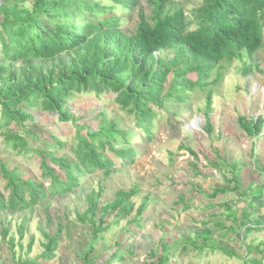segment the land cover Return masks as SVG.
Instances as JSON below:
<instances>
[{
  "label": "trees",
  "instance_id": "obj_1",
  "mask_svg": "<svg viewBox=\"0 0 264 264\" xmlns=\"http://www.w3.org/2000/svg\"><path fill=\"white\" fill-rule=\"evenodd\" d=\"M2 0L0 5V128L5 141L20 152L26 142L22 136L8 130L15 125L23 127L33 118L24 107H38L41 112L56 116L61 124L74 121L65 106L76 94H113L115 103L135 120V127L146 140L152 139V127L167 101L183 104L187 93L203 90L215 84L219 77L208 83V73L222 60L240 58L242 52L253 55L261 47L264 36V0H201L191 13V20L184 12H168L170 0H146L151 8L149 19L138 14L136 30L127 35L120 27L116 9H133L138 0ZM196 27L191 30V25ZM156 54L158 56H156ZM35 62H50L42 69ZM195 75V81L188 76ZM168 80L169 83H168ZM169 88L164 93V86ZM210 93L205 100L204 131L211 135L212 127L207 117L211 114ZM238 127L250 139H257L263 131L264 119L238 117ZM24 129V128H23ZM77 129L73 160L56 158L46 152L36 151L40 158L39 169L43 182L23 178L16 169L8 170L0 162V175L5 182L0 192V212L21 213L49 196L66 195L75 190L85 175L101 172L108 178L115 171L113 159L128 167L135 161L134 147H118L129 143L124 131L114 124L102 122L95 131L86 135ZM179 150L186 149L183 145ZM51 165L62 173H56ZM213 166L218 167L213 163ZM229 189L216 188L209 198H216ZM261 190H254L240 217L250 224L248 209L258 203ZM102 189L92 190L85 197L87 208L77 216L89 229L90 241L82 256L83 264H90L87 256L109 229L105 218L111 213L124 219L133 211L131 198L134 190H118L113 201L99 206ZM242 195V194H240ZM144 206L135 210L132 224L138 226ZM227 219L237 226L236 212L224 205ZM218 224V223H216ZM130 225V224H126ZM219 225V224H218ZM244 228L242 239L250 232L259 231L249 225ZM19 236L23 227L19 226ZM232 231V229H230ZM8 228L1 226L0 245L13 247L14 239L7 240ZM234 234V233H233ZM195 239H185L186 246L195 252H219L229 258L237 255L221 244H214L211 231L195 232ZM41 258L53 257L58 247L60 227L53 236L44 235ZM31 243L29 244L30 247ZM251 246L246 247L249 255ZM167 243H160L159 253L150 252L152 264H167ZM113 258L119 254H113ZM20 264V263H17ZM105 264H108L105 263Z\"/></svg>",
  "mask_w": 264,
  "mask_h": 264
},
{
  "label": "rangeland",
  "instance_id": "obj_2",
  "mask_svg": "<svg viewBox=\"0 0 264 264\" xmlns=\"http://www.w3.org/2000/svg\"><path fill=\"white\" fill-rule=\"evenodd\" d=\"M200 3L201 0H170L166 8L171 13L182 10L189 22ZM116 12L122 31L132 35L138 14L149 19L151 8L146 0H138L133 9L117 7ZM195 27L192 24L190 29ZM35 63L42 69L50 65V62ZM217 77L215 84L188 92L183 104L167 101L153 123L151 140L142 137L134 118L119 108L111 93L99 97L76 94L68 99L65 106L74 121L65 124L38 107L23 106L33 120L23 127H7L24 138L26 145L20 152L5 141V130L0 128V162L8 170L16 169L23 178L42 180L36 151L73 160L77 129L83 127L80 133L86 135L87 131H97L102 122L124 131L129 143L123 145L118 139V147H134L136 156L128 167L113 159L115 171L108 178L101 172L85 175L71 193L49 196L21 213L0 212V230L1 226L7 227V240L14 239L11 249L6 244L0 245V264H83L90 229L77 216L87 208L86 195L98 188L102 189L99 206L113 201L118 190H134L136 195L131 198L133 211L127 217L121 219L111 213L105 218L109 229L87 256L92 259L90 264H152L150 252L158 254L160 243H167V264H264V127L257 139H250L237 123L241 116L264 119V36L261 47L253 55L242 52L240 58L222 60L215 65L208 73L207 82ZM188 79L195 81V75L190 74ZM168 88L166 84L164 93ZM208 93L212 103L207 117L211 135L204 131L203 111ZM180 145L190 149L193 155L186 149L179 150ZM51 167L61 175L56 166ZM42 182L46 188L48 182ZM4 184L0 175V192L5 194ZM235 186L239 190L208 197L216 188ZM254 190H261L262 198L247 210L248 220L262 229L242 239L245 220L240 215ZM225 204L236 212L237 226L226 218ZM139 206H144V211L135 226L132 220ZM19 226L23 227L21 237ZM58 226V247L53 257L45 261L41 258L42 245L46 243L44 235L53 236ZM202 229L211 231L214 244L227 247L237 257L229 258L209 250L195 252L189 246L182 251L187 244L185 239H195V232ZM247 246H251L249 255H246ZM114 253L119 257L113 258Z\"/></svg>",
  "mask_w": 264,
  "mask_h": 264
},
{
  "label": "water",
  "instance_id": "obj_3",
  "mask_svg": "<svg viewBox=\"0 0 264 264\" xmlns=\"http://www.w3.org/2000/svg\"><path fill=\"white\" fill-rule=\"evenodd\" d=\"M1 3H2V0H0V5H1Z\"/></svg>",
  "mask_w": 264,
  "mask_h": 264
}]
</instances>
